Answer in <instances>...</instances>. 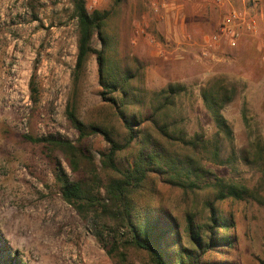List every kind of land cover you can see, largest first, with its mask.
<instances>
[{
  "label": "rangeland",
  "instance_id": "rangeland-1",
  "mask_svg": "<svg viewBox=\"0 0 264 264\" xmlns=\"http://www.w3.org/2000/svg\"><path fill=\"white\" fill-rule=\"evenodd\" d=\"M86 1L89 12L109 13L103 29L107 64L136 75L132 110L148 113L153 92L179 84L186 89L167 123H176L187 137L200 133L214 141L218 129L201 92L212 79L233 85L236 95L221 110L232 141L218 137L219 160L208 154L204 164L217 176L244 185L252 196L215 203L232 241L223 260L264 264V0H246L245 8L232 4L256 28L241 27L235 48L223 43L208 52L204 43L217 32L227 6L198 0L194 8L207 17L204 29L187 33L190 22L184 17L193 9L186 3H179L181 16L176 29L169 30L164 13L157 16L151 8L153 0ZM101 46L95 36L92 48ZM76 48L70 0H0V264H116L62 201L56 177L64 172L72 179L62 156L50 158L42 145L24 139L55 135L74 141L76 132L65 115L73 95L81 120L122 132L113 109L99 95L94 55L77 85L72 84ZM210 199L206 191L190 195L161 187L156 206L182 227L191 208L202 222L203 205ZM131 259L147 264L143 254Z\"/></svg>",
  "mask_w": 264,
  "mask_h": 264
},
{
  "label": "trees",
  "instance_id": "trees-1",
  "mask_svg": "<svg viewBox=\"0 0 264 264\" xmlns=\"http://www.w3.org/2000/svg\"><path fill=\"white\" fill-rule=\"evenodd\" d=\"M70 2L77 23L72 84L77 85L89 56L94 55L99 95L113 109L122 132L112 125L81 120L73 95L65 115L76 132L74 141L55 135L24 139L42 145L50 158L55 153L62 156L72 179L65 178L64 172L57 175L61 199L116 264H134L132 254L145 255L147 264H226L224 249L231 248L232 241L215 203L252 196L244 185L217 176L204 160L208 154L214 162L219 160L218 137L232 141L221 110L232 102L236 90L222 79H212L201 92L218 129L214 141L200 133L187 137L176 123H167L186 89L179 84L153 92L149 112L141 115L139 109L132 110L136 103L131 84L136 75L107 64L103 29L109 13L89 12L86 0ZM95 36L102 45L99 50L92 48ZM95 142L101 147L94 148ZM161 187L190 195L209 192L203 221H196L198 212L191 208L181 227L156 206Z\"/></svg>",
  "mask_w": 264,
  "mask_h": 264
},
{
  "label": "built area",
  "instance_id": "built-area-1",
  "mask_svg": "<svg viewBox=\"0 0 264 264\" xmlns=\"http://www.w3.org/2000/svg\"><path fill=\"white\" fill-rule=\"evenodd\" d=\"M217 7L227 6V12L223 17L217 32L213 33L204 43V50L208 52L218 48L223 43L227 44L230 48H235L239 37V29L246 27L247 30L253 31L256 28V23L253 19L246 22V14L240 13L237 9L229 5V0H212ZM259 1V0H255ZM162 5H160L161 7ZM164 6H162L163 8ZM158 6H153V11L156 12ZM206 55V53H203Z\"/></svg>",
  "mask_w": 264,
  "mask_h": 264
},
{
  "label": "crops",
  "instance_id": "crops-1",
  "mask_svg": "<svg viewBox=\"0 0 264 264\" xmlns=\"http://www.w3.org/2000/svg\"><path fill=\"white\" fill-rule=\"evenodd\" d=\"M259 1H263V0H259ZM197 2L198 0H153L151 2V8L153 9V6L155 5L158 6V10L154 8V10L156 9L155 13L157 14V16L160 15L161 12L164 13V17H165L164 19L166 20V24L168 26V29L170 30L172 28L176 29V21L178 19V16H181V12H180L181 6H179V3L188 4L193 9V11H191V14L185 15L184 18L188 19L189 20L188 22H190L187 25L186 32L192 33L204 29L203 27L205 25V20L207 18L206 15L200 13L199 9L196 10V8H194ZM245 3H247L246 0H234V2L233 0L229 1L230 6L233 4L242 8H245ZM160 5L164 7L162 8V6L160 7ZM260 14L262 15L263 13Z\"/></svg>",
  "mask_w": 264,
  "mask_h": 264
}]
</instances>
